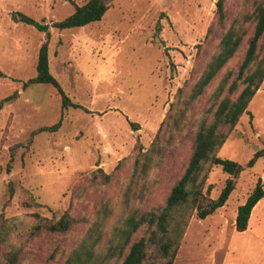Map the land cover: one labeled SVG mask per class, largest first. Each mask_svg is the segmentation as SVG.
I'll list each match as a JSON object with an SVG mask.
<instances>
[{"label": "rangeland", "instance_id": "rangeland-1", "mask_svg": "<svg viewBox=\"0 0 264 264\" xmlns=\"http://www.w3.org/2000/svg\"><path fill=\"white\" fill-rule=\"evenodd\" d=\"M85 1L73 0L78 5ZM216 1L113 0L97 21L65 29L51 27L49 69L85 111L72 106L61 109L60 95L50 84L22 86L36 73L45 33L12 18L20 11L51 23L70 14L74 4L0 0V70L4 73L0 98L18 91L0 109V213L12 226L0 248V261L3 252L15 246L18 264H61L89 228L100 233L98 245L104 249L113 229L131 212L162 206L187 165L199 122L204 118L209 122L220 98H234L240 89L229 91L228 86L251 36V19L244 22L245 39L235 56L200 97H188L218 50L226 26L235 16L252 10L251 1L224 0L222 26ZM157 21L161 29L155 34ZM227 75L228 82L216 98L217 87ZM58 120L57 130L38 132L25 145L33 129ZM220 130L226 132L216 152L220 157L245 164L264 146V80L247 111L231 128L222 125ZM157 145L159 151L150 165L135 172L137 152ZM263 164V158L257 157L235 177L223 206L205 218L191 212L173 264H264V197L251 211L245 230L234 226L237 206L258 176L264 180ZM98 168L110 174L108 182L102 181ZM228 176L219 165H211L203 192L216 198ZM28 192L42 206L23 205ZM64 211L77 219L67 232H30L36 221L33 213L57 218ZM145 231L142 226L133 237ZM148 254L153 264H163L151 249ZM120 260L112 258L107 264H120Z\"/></svg>", "mask_w": 264, "mask_h": 264}, {"label": "trees", "instance_id": "trees-1", "mask_svg": "<svg viewBox=\"0 0 264 264\" xmlns=\"http://www.w3.org/2000/svg\"><path fill=\"white\" fill-rule=\"evenodd\" d=\"M74 4V10L62 19L51 23L43 20H36L20 11H17L12 18L24 24L33 26L45 33L44 41L41 43L38 54L34 76L23 83L26 87L30 83H47L52 85L60 95L61 109L68 106L87 109L80 103L73 101L64 91L56 77L49 69L48 45L50 40V28H72L84 26L90 22L99 20L113 0H87L82 4ZM251 1V12L235 16L233 21L226 26L219 37L218 50L206 63L201 76L194 82L188 93L190 100L201 96L204 89L215 79L218 72L226 65L228 60L235 56L246 35L247 19H251L253 26L251 36L248 40L243 56L237 66V72L230 81L228 90L236 91L240 88L234 98L223 96L216 103L209 122L202 119L193 139L192 151L183 173L171 185L161 207L143 211L140 213L131 212L119 226L113 229V235L109 239L106 248L98 245L100 233L89 228L77 244L70 249L61 264H107L112 258H121L120 264H153L148 251L161 258L163 264H173L180 239L187 225L191 212L195 210L198 218H205L217 208L223 206L235 186V177L246 167H251L257 157H262L264 162V146L256 150L253 156L242 164L236 160L220 157L216 154L219 147L225 140L226 132L220 130L222 125L231 128L241 116L247 111V105L260 84L264 80V0ZM216 16L220 25L224 26L226 11L224 0L216 1ZM242 27V30H240ZM246 28V29H245ZM161 29L157 21L155 34ZM260 51L262 54L259 57ZM0 76L4 73L0 70ZM225 76L217 87L216 98L223 92L228 78ZM181 91V89H179ZM18 91L0 98V109L3 105L17 97ZM60 125V120L50 125H43L33 129L25 143H30L32 137L41 131H55ZM157 137H155V140ZM15 145L10 148V161L13 159ZM159 151V146L150 147L149 150L139 151L134 160L133 170H145L153 161L154 155ZM211 165H219L221 170L229 175L225 180L216 198H211L203 192V186ZM7 169H10L8 164ZM103 182L110 179L109 173H104L100 168ZM264 173V164L262 168ZM9 196L13 193V185L9 180L7 183ZM210 187L208 186L207 189ZM28 197L23 201L25 206H42L28 192ZM264 197V180L258 176L255 185L246 196L243 203L237 206L234 219L235 229L243 231L248 226V220L253 207ZM36 217L35 223L31 226L32 234L43 231L49 233H65L77 221L76 217L68 211H64L59 217L48 218L33 213ZM146 227V233L139 237H133L141 227ZM12 229L9 219L2 218L0 213V248L6 242ZM19 250L11 246L2 254L0 264H18ZM232 264V263H228Z\"/></svg>", "mask_w": 264, "mask_h": 264}, {"label": "bare ground", "instance_id": "bare-ground-1", "mask_svg": "<svg viewBox=\"0 0 264 264\" xmlns=\"http://www.w3.org/2000/svg\"><path fill=\"white\" fill-rule=\"evenodd\" d=\"M257 205V204H256ZM256 205L253 207V209H252V211L254 210V208L256 207ZM251 215H252V212H251ZM251 215H250V217H251ZM250 219V218H249Z\"/></svg>", "mask_w": 264, "mask_h": 264}]
</instances>
